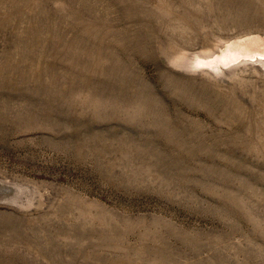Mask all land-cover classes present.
<instances>
[{
    "label": "rangeland",
    "instance_id": "obj_1",
    "mask_svg": "<svg viewBox=\"0 0 264 264\" xmlns=\"http://www.w3.org/2000/svg\"><path fill=\"white\" fill-rule=\"evenodd\" d=\"M0 264H264V0H0Z\"/></svg>",
    "mask_w": 264,
    "mask_h": 264
},
{
    "label": "bare ground",
    "instance_id": "obj_2",
    "mask_svg": "<svg viewBox=\"0 0 264 264\" xmlns=\"http://www.w3.org/2000/svg\"><path fill=\"white\" fill-rule=\"evenodd\" d=\"M213 64V63H212Z\"/></svg>",
    "mask_w": 264,
    "mask_h": 264
}]
</instances>
